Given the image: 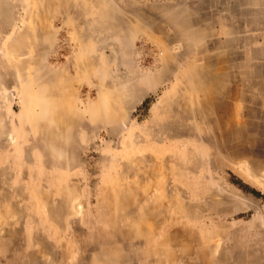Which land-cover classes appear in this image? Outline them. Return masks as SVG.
<instances>
[{
  "label": "rangeland",
  "instance_id": "374dc122",
  "mask_svg": "<svg viewBox=\"0 0 264 264\" xmlns=\"http://www.w3.org/2000/svg\"><path fill=\"white\" fill-rule=\"evenodd\" d=\"M0 264H264V0H0Z\"/></svg>",
  "mask_w": 264,
  "mask_h": 264
}]
</instances>
